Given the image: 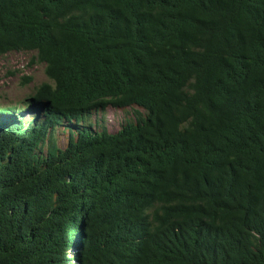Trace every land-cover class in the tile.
<instances>
[{
    "label": "trees",
    "instance_id": "trees-1",
    "mask_svg": "<svg viewBox=\"0 0 264 264\" xmlns=\"http://www.w3.org/2000/svg\"><path fill=\"white\" fill-rule=\"evenodd\" d=\"M10 51L0 264H264V0H0Z\"/></svg>",
    "mask_w": 264,
    "mask_h": 264
},
{
    "label": "rangeland",
    "instance_id": "rangeland-1",
    "mask_svg": "<svg viewBox=\"0 0 264 264\" xmlns=\"http://www.w3.org/2000/svg\"><path fill=\"white\" fill-rule=\"evenodd\" d=\"M30 77L27 81L26 78ZM49 82L44 72V64L37 61L32 51H10L0 56V107L15 106L22 112L27 108L22 102L26 96L34 93L42 83ZM134 110L137 107L116 109L108 106L103 113H95L89 121L95 123L101 116L103 123L110 132H115L127 120H134ZM142 111V110H141ZM28 120V114L18 115ZM58 144L64 146L65 137L59 134Z\"/></svg>",
    "mask_w": 264,
    "mask_h": 264
}]
</instances>
